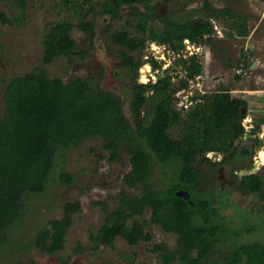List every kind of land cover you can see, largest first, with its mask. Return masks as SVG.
Here are the masks:
<instances>
[{"label":"trees","instance_id":"16d2710c","mask_svg":"<svg viewBox=\"0 0 264 264\" xmlns=\"http://www.w3.org/2000/svg\"><path fill=\"white\" fill-rule=\"evenodd\" d=\"M0 1L25 7L29 0ZM85 1L60 0L68 7L80 4L77 21L68 16L50 22L42 35L41 64L14 73L3 89L0 241L20 217L24 195L43 191L57 152L77 146L87 137L100 136L102 147L109 150V159H118L121 151L128 155L130 168L123 173L122 180L126 188L135 192L127 195L126 189L121 190L115 209H109L104 200H95L102 208L103 221L96 232L89 234L92 249L101 244L113 247L117 236L129 245L148 241L152 236L146 226L151 223L175 234L172 248L164 241L154 242L149 248L158 253L162 264H203L210 256V264H264V242L260 241L241 242L224 257L214 256V245L228 228L221 214L227 197L213 178L219 161L212 160L207 152L225 153L222 161H240L235 157V141L246 132L242 119L247 112V100L228 89H219L184 107L177 103L179 98L175 94L203 69L196 52L186 57L180 53L183 39H208L216 49L212 44L216 36L214 20H220L227 28V36H240L247 34V15L229 6L215 7L210 0H202L201 6L193 9V13L198 11L200 15L181 20L173 18L177 10L163 14L156 11L160 0L152 4L149 0H88L90 6L82 11ZM140 4L145 6L144 11L139 9ZM121 5L132 8L131 15L109 36L121 46L120 64L130 70L129 116L122 97L104 89L95 79L75 77L64 81L50 76L44 67L60 56L85 58L88 51L79 49L71 35L72 28L93 36L95 15L119 18ZM0 15L3 22L10 21L3 12ZM146 38L179 53L175 63L181 65L183 74L176 81L168 72L170 67L161 69L163 60L152 56L142 59L134 54L141 50ZM246 55L247 51L241 53L243 65ZM144 62L156 70L155 81H136L137 70ZM235 78L240 79L241 74H235ZM174 125L179 128L177 136L171 131ZM258 128L257 124L250 132ZM240 152L251 154L252 149L243 146ZM159 165L166 171L160 185L153 183ZM236 178L238 190L256 193L264 201V173L251 172ZM59 179L66 184L74 182L69 172H61ZM179 189L186 190L189 198L177 194ZM146 208L150 211L147 221L141 218ZM79 209L78 201H65L63 215L49 219L48 226L38 230L33 237L34 246L47 252L61 249L72 214ZM251 230L249 227L248 231ZM134 258L135 254L131 255L127 264H132Z\"/></svg>","mask_w":264,"mask_h":264},{"label":"rangeland","instance_id":"374dc122","mask_svg":"<svg viewBox=\"0 0 264 264\" xmlns=\"http://www.w3.org/2000/svg\"><path fill=\"white\" fill-rule=\"evenodd\" d=\"M210 1L215 7L229 6L240 14H246L247 34L229 37L222 22L214 20L216 36L212 44L217 47L212 49L206 40L198 41L195 45L203 69L200 76L190 83V90L210 92L228 89L245 98L247 112L243 121L251 124V128L258 124L259 128L253 133L260 137L259 149L264 151V120H260L264 116V0ZM90 4L88 0L83 2L82 11ZM79 5L68 7L60 4V0H29L22 7L10 1H0V13L3 12L10 20L3 22L0 15V114L3 109V89L10 77L14 73L32 70L41 64L42 35L48 24L68 16L76 22ZM162 6V11L177 10L173 18L181 20L186 16L200 15L198 11H192L201 6V0H167ZM130 11V8L122 9L119 18L115 20L110 19L108 14L95 15L93 36L77 27L72 28L71 35L79 49L88 51L85 58L77 55L60 56L51 63L44 64L50 76H59L64 81L75 77L95 79L101 87L122 97L127 116L130 113L129 102L132 96L130 70L120 64L121 47L111 41L109 34L123 26ZM91 16L92 12L87 19ZM185 49L194 50V46L188 44ZM245 51L246 63L243 65L240 62L241 53ZM184 52L186 57L187 51ZM134 54L141 55L142 59L152 56L163 60L161 69L170 67L168 72L173 74L174 81L183 74L182 69L175 63L179 53L162 44L147 43ZM145 65H148L147 70L141 72ZM239 67L243 68L244 73L240 79H236L235 74ZM137 76L140 82L146 83L155 81L157 73L152 70L149 62H144L139 66ZM171 131L173 136H177L179 128L174 125ZM102 143L100 136L87 137L79 145L57 152L43 191L24 195L20 217L0 241V264H127L133 254L135 258L132 264H162L158 253L151 252L149 248L154 242L160 241L172 248L175 234L165 232L151 223L146 226L152 236L148 241L140 240L129 245L117 236L113 240V247L107 244H101L97 249L90 247L92 242L89 234L96 232L103 221L102 208L95 200H104L109 209H115L121 190L126 189L127 195L135 192L126 188L122 180L123 173L130 168L128 155L121 151L118 159L111 160L108 157L109 150L103 148ZM235 144L241 145V142L236 140ZM247 144L249 142L245 140L244 145ZM259 153L263 159L264 152ZM207 154L212 160L219 161L213 178L218 188L223 191L224 198L227 197V204L222 206L221 214L228 228L215 243L214 256L224 257L228 250L241 242H264V201L256 193H246L235 187L236 176L244 170L239 169L237 161H222L221 153L210 151ZM261 159L259 157L257 160L258 168L255 173H264V159ZM164 170L159 165L158 172L153 175V183L161 184L166 172ZM61 172L73 174L74 182L66 184L59 179ZM67 200L78 201L80 209L72 214L63 247L55 252L37 249L33 244L34 235L39 229L48 226L49 219L63 215V205ZM149 213V209H144L141 218L147 221ZM127 222L130 223L131 218ZM249 227L252 228L250 232ZM211 260L210 256L203 264H210Z\"/></svg>","mask_w":264,"mask_h":264},{"label":"flooded vegetation","instance_id":"af4514ba","mask_svg":"<svg viewBox=\"0 0 264 264\" xmlns=\"http://www.w3.org/2000/svg\"><path fill=\"white\" fill-rule=\"evenodd\" d=\"M156 0H149L148 2H149V4H152V3H154ZM161 1V3L159 4V6H158V8H157V10L156 11H158L160 14H163V13H165V12H167V11H162L163 9H162V5H163V3L164 2H166L167 0H160ZM201 3H202V0H201ZM125 8H130V7H128V6H126V5H121L120 6V11L122 10V9H125ZM131 9V11H132V8H130ZM139 9L141 10V11H144L145 10V6L143 5V4H140L139 5ZM130 11V12H131ZM102 15H105V14H102ZM131 15V14H130ZM110 17V16H109ZM110 19H112V20H115L116 18H110ZM95 29V28H94ZM215 29V28H214ZM214 32H215V30H214ZM216 34V33H215ZM208 35V34H207ZM111 39V38H110ZM207 41V43L209 44V42H208V39H204V40H200V41ZM111 41L114 43V44H116V45H118L117 43H115L112 39H111ZM147 43L148 44H150L151 45V43H154V41H150L149 39H145V42H144V45H143V47L142 48H144L146 45H147ZM156 43V42H155ZM156 44H158V43H156ZM183 47L180 49V53L183 55L185 52L184 51H187V55L186 56H188L189 54H191V53H193V52H196V50H195V45H197V42H194V41H190L188 38H184L183 39ZM188 44H191L192 46H194V50H186L185 49V46L186 45H188ZM163 45V44H162ZM118 46H120V45H118ZM165 46V45H164ZM209 46L210 47H212V49H214L213 47L214 46H212V45H210L209 44ZM121 47V46H120ZM166 47V46H165ZM188 47V46H187ZM197 47V46H196ZM141 48V49H142ZM215 50V49H214ZM185 55V54H184ZM183 55V56H184ZM120 58V57H119ZM121 60V59H120ZM177 66H179V67H181V65L178 63L177 64ZM123 67H125V66H123ZM127 68V67H126ZM242 68V67H241ZM139 69V68H138ZM243 69V68H242ZM154 71H156V70H154ZM162 73V72H161ZM242 71H240V72H237V74H241L242 75ZM138 70H137V74H136V77H135V79H136V81L137 82H140L139 80H138ZM129 77H130V74H129ZM130 83H131V80H130ZM193 90V91H192ZM191 91H188V90H186L184 93L185 94H183V95H179V98L180 99H178V101H177V103L179 102V100L181 101V102H183V103H185V104H187V106L189 105V103H192L193 101L194 102H196V101H199V100H201L202 99V97H204V96H206V95H208L210 92H212V91H210V92H199V91H197L196 89H192ZM144 93L146 94L147 93V90L146 91H144ZM191 96H194L195 98L194 99H192L191 98ZM242 121H243V119H242ZM248 133H252V132H248ZM254 136L253 137H250V138H246V139H244V138H242L244 135H242L241 137H240V142H241V145L240 144H238L237 145V149H238V152L236 153V156L235 157H237L240 161L239 162H237V163H239V169L240 170H244V171H242L241 173H240V175L238 176V178H240L242 175H244V174H247V173H251V172H256V169L258 168L257 166H258V162H257V160H259V157H260V155H259V152H260V149H259V146H260V143H261V140H260V137L258 136V134H255V133H252ZM259 139H258V138ZM245 140L247 141V142H249V144H247V145H244V143H245ZM243 146H246V147H249L250 149H252V153L250 154V153H248V154H246V155H244V154H242L241 152H240V150L242 149V147ZM210 152V151H209ZM241 153V154H240ZM208 155V154H207ZM225 155V153H222V157ZM209 156V155H208Z\"/></svg>","mask_w":264,"mask_h":264},{"label":"built area","instance_id":"2783aa9c","mask_svg":"<svg viewBox=\"0 0 264 264\" xmlns=\"http://www.w3.org/2000/svg\"><path fill=\"white\" fill-rule=\"evenodd\" d=\"M240 71L243 72V69H242L241 67L238 68V72H240ZM243 73H244V72H243ZM198 76H200V75L197 74L194 78H189V79H188V85H187V87H186V88L179 89V90L176 91L175 94L178 96V98H179V93H181V95H183V94H185L184 92H185L186 90L191 91V90H190V83H192V80L194 81V79H195L196 77H198ZM191 92H192V91H191ZM179 99H180V98H179ZM178 104H179V105H180V104H183L184 107H187V104L181 102L180 100H179V103H178ZM242 124H243V126H244V128H245L246 131H250L251 126H252L251 124H249V123H245L244 121H242Z\"/></svg>","mask_w":264,"mask_h":264},{"label":"water","instance_id":"95a60500","mask_svg":"<svg viewBox=\"0 0 264 264\" xmlns=\"http://www.w3.org/2000/svg\"><path fill=\"white\" fill-rule=\"evenodd\" d=\"M253 136L254 135L252 133L245 132L244 136L242 138L246 139V138H250V137H253ZM176 193L179 194V195L184 196L185 198H189V194H188V192L186 190L179 189V190H176Z\"/></svg>","mask_w":264,"mask_h":264},{"label":"bare ground","instance_id":"6f19581e","mask_svg":"<svg viewBox=\"0 0 264 264\" xmlns=\"http://www.w3.org/2000/svg\"><path fill=\"white\" fill-rule=\"evenodd\" d=\"M147 68H148V65H145V68H142V69H141V72H142V71L144 72L145 70H147ZM260 152H264V151H260ZM259 155H260V153H259ZM260 159H261V156H260ZM263 159H264V158H263ZM263 159H261V160H263Z\"/></svg>","mask_w":264,"mask_h":264}]
</instances>
